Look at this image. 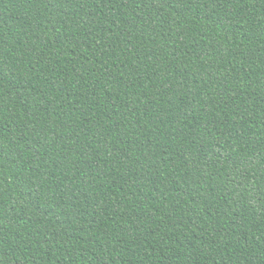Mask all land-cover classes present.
I'll list each match as a JSON object with an SVG mask.
<instances>
[{
	"label": "trees",
	"instance_id": "16d2710c",
	"mask_svg": "<svg viewBox=\"0 0 264 264\" xmlns=\"http://www.w3.org/2000/svg\"><path fill=\"white\" fill-rule=\"evenodd\" d=\"M0 264H264V0H0Z\"/></svg>",
	"mask_w": 264,
	"mask_h": 264
}]
</instances>
